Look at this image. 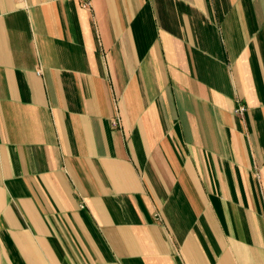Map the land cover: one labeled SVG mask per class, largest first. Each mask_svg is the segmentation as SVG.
I'll return each mask as SVG.
<instances>
[{
	"label": "crops",
	"instance_id": "obj_1",
	"mask_svg": "<svg viewBox=\"0 0 264 264\" xmlns=\"http://www.w3.org/2000/svg\"><path fill=\"white\" fill-rule=\"evenodd\" d=\"M91 2L0 0V264H264V0Z\"/></svg>",
	"mask_w": 264,
	"mask_h": 264
},
{
	"label": "built area",
	"instance_id": "obj_2",
	"mask_svg": "<svg viewBox=\"0 0 264 264\" xmlns=\"http://www.w3.org/2000/svg\"><path fill=\"white\" fill-rule=\"evenodd\" d=\"M80 2H81V6L83 8L89 9V10L92 9V2H91V0H80ZM246 110H247V108L245 106H240V107H238L236 109V114L237 115H243ZM112 124H113V126L115 128L119 127V120H117V119L114 120Z\"/></svg>",
	"mask_w": 264,
	"mask_h": 264
}]
</instances>
